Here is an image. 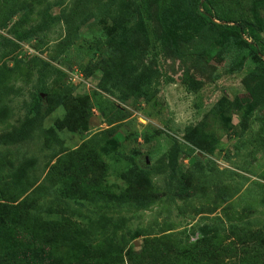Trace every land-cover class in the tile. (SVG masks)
<instances>
[{
  "label": "rangeland",
  "instance_id": "374dc122",
  "mask_svg": "<svg viewBox=\"0 0 264 264\" xmlns=\"http://www.w3.org/2000/svg\"><path fill=\"white\" fill-rule=\"evenodd\" d=\"M21 1L30 4L24 23L13 25L21 12L5 22L2 15ZM123 1L141 9L143 40L131 35L137 18L120 14L117 0L80 24L64 52V17L74 0L1 1L0 72L10 79L0 90V202L19 194L13 203L26 197L38 220L69 218L84 229L76 246L109 242L123 264L144 250L145 238L162 253L154 264H264L257 238H264V73L257 72L264 55L253 57L245 37H213L181 20L182 0ZM227 36L244 48L235 59L223 49ZM134 46L137 58L122 61ZM63 87L76 103L60 102ZM46 93L50 110L43 103L28 136L18 143L3 137L35 117L32 106ZM84 101L91 115L80 130L55 126L75 120L74 106ZM81 145L88 151L75 156V167L63 159L51 171ZM81 165L85 176L76 181ZM206 237L211 244L198 242ZM70 243L55 239L62 254Z\"/></svg>",
  "mask_w": 264,
  "mask_h": 264
},
{
  "label": "trees",
  "instance_id": "16d2710c",
  "mask_svg": "<svg viewBox=\"0 0 264 264\" xmlns=\"http://www.w3.org/2000/svg\"><path fill=\"white\" fill-rule=\"evenodd\" d=\"M6 2L7 0H0L2 6L6 4ZM116 2L117 0H74L69 10L65 13V36L60 41V51L64 52L73 44L80 24L85 23L92 17L95 18L103 14L110 7L114 6ZM182 3L184 6V13L181 20L193 24H200V28H209L213 37L225 32L237 34L241 38L245 37L243 41L253 57L264 55V40L262 38V32L264 31V16L262 14L264 0H182ZM29 6L30 4L27 1H21L20 6L19 3H16L10 11L8 10L2 15L5 22L6 20L12 19L17 13L21 11L25 12ZM117 8L119 9V13L123 16H133L137 18L134 24L135 33L131 35L137 36V34H139L138 38L143 40L146 28H144L141 9L137 7L130 8L123 0H120L117 4ZM23 12H21L20 17L13 25L18 26L24 23ZM10 33L18 40L23 38L20 30L14 29ZM2 38L5 39L6 37L3 36ZM6 40L7 43L17 45L10 39L6 38ZM134 48L137 47L134 46L131 50L127 48L124 52L120 51L123 53L121 56L122 61L128 62L137 58L138 51ZM223 49L228 56L235 59L244 48L233 37L227 36L223 41ZM116 69L117 68L114 67V70ZM261 70L262 68L259 71H255L263 74L264 69ZM83 73L87 77L90 71L83 69ZM110 73L114 75L112 70ZM9 79L10 77L7 72H4V74L0 72V90L5 89L9 83ZM117 79L119 78L115 76L112 81L114 82ZM107 82L109 81H105V83ZM67 91L63 87L58 92L60 102H62L63 99L66 101L70 100L71 93ZM50 96L51 95L48 93H46L43 98L38 96L32 106V110L36 112V115H34L35 117L32 119L29 118L26 122L18 124L16 130L3 137H8L11 143L22 142L28 136L34 119L39 117L40 110L44 106L43 103L46 104V109L48 107L47 104L50 103L49 101H52ZM71 100L70 102L76 103L74 101L75 98H71ZM91 105L90 101L89 104L87 101H84V105H80L79 103L76 104L74 106L77 110L75 120L73 118H63L57 120L55 126L58 129H62L66 126L71 130L77 129L82 120H86L90 117ZM47 109H49V107ZM114 109L116 118H120L119 114H121V109L115 106ZM85 149L86 146L81 145L76 150L68 151L64 154L63 158L56 160L52 165L51 171L55 170V168L57 169L63 159L65 160L64 166L67 169H72L76 166L74 161L75 156L76 158L84 159V154L88 151ZM1 167L0 164V168ZM81 167H83L81 173L74 175V178L77 179L76 181L85 176L83 170L86 166H79V168ZM77 192H82V190H76L75 193ZM17 198H19V194L12 196L9 200L0 202V264H123L121 252L116 247L107 248V246L111 245L109 242L107 246L99 244H92L84 247L76 246V244H80V242H74L73 240L84 231L80 224L64 216L57 220H38L31 215L29 207L32 206V204L27 203L26 197L17 203H13L16 202ZM57 237L63 238L65 241H71L66 247L64 254L60 253L56 247L55 239ZM257 238H259L260 242L264 243V238ZM250 239L255 241L254 236ZM213 240V237H206L198 242L211 244L210 241ZM159 241L157 242L161 243L165 240L162 237ZM150 243L153 242L145 238L144 250L140 253H130L129 258L131 264H154V260L158 259L162 253L157 250H152L154 246L150 247ZM213 246L211 252L214 257H217L219 255V250H217V248L220 247V243L215 242ZM45 249L50 251L41 254V251ZM177 259L184 261L182 257H176V260Z\"/></svg>",
  "mask_w": 264,
  "mask_h": 264
}]
</instances>
